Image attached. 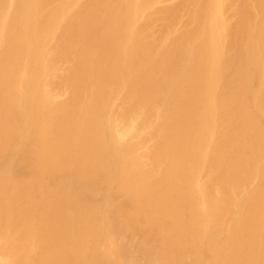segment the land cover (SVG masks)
<instances>
[{"label":"bare ground","instance_id":"obj_1","mask_svg":"<svg viewBox=\"0 0 264 264\" xmlns=\"http://www.w3.org/2000/svg\"><path fill=\"white\" fill-rule=\"evenodd\" d=\"M0 264H264V0H0Z\"/></svg>","mask_w":264,"mask_h":264}]
</instances>
